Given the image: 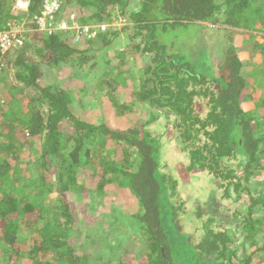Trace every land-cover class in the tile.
<instances>
[{"label":"trees","instance_id":"trees-1","mask_svg":"<svg viewBox=\"0 0 264 264\" xmlns=\"http://www.w3.org/2000/svg\"><path fill=\"white\" fill-rule=\"evenodd\" d=\"M40 1L29 0L27 12L19 17L12 0H0V30L9 18L31 19L39 12ZM71 4L90 11L87 18L79 20L82 25L109 22L106 18L117 7L126 24L120 30L104 32L97 50L110 47L121 31H128V48L121 51L129 49L143 59V80L131 94L132 105L148 102L158 114H164L175 129L174 141L187 155L186 171L205 172L221 181L223 197L236 203L232 214L239 217L233 216L235 229L221 231L210 226L214 223L211 217L202 218L194 248L213 256L219 264H251L252 253L246 243L254 248L258 231L264 227L254 216L255 208H264V194H252L249 188L253 169L264 165V74L252 75L256 81L248 86L241 75L243 65L235 40L248 36L249 55H264V43L255 41L259 33L264 38V0H63L62 6ZM188 24H199L209 31L208 36L222 35L220 50L215 48L220 53L215 65L220 79L216 70L208 77L191 59L183 58L171 38L166 42L161 39V35ZM217 25L222 31L212 27ZM231 29L239 30L236 38L229 36ZM30 39L36 42L39 60L28 55L33 49L30 44L14 51L12 59L0 56L4 65L0 83L7 87L0 90L5 101L0 109L7 104L5 116L12 120L8 128L18 123L24 136L40 139V146L34 145L40 154L34 194V189L20 188L26 179L25 169L18 165L22 150L16 153L11 144L5 150L7 158H0L1 263L19 264L23 256L27 264H176L162 205L174 195L177 183L159 169L160 143L149 128L158 114L142 122L130 103L110 104L112 88L106 100L113 109L112 122L89 119L80 104L87 89L74 92L46 83L42 64L57 69L87 63L94 67L97 61L86 53L96 40H85L84 46H79L71 32L61 31L33 32ZM7 70L13 71L10 80ZM123 74L118 70L106 82L108 87L118 82L125 85L120 78ZM258 83L260 87H256ZM252 87L261 91L253 106L247 101ZM18 95L33 98L35 104L25 109ZM197 103L203 105L204 113L198 111ZM42 106H46V114L41 112ZM118 118L126 123L124 127L117 124ZM51 176L54 183L46 189ZM93 190L105 196L114 194V199L128 193L137 205L136 211L116 219L121 234L114 257L106 254L96 238L95 219L88 214L87 200ZM70 196L79 197V206ZM26 231L29 233L24 236ZM133 234L143 237V247L134 246ZM257 251L264 252V245L256 247Z\"/></svg>","mask_w":264,"mask_h":264},{"label":"rangeland","instance_id":"rangeland-1","mask_svg":"<svg viewBox=\"0 0 264 264\" xmlns=\"http://www.w3.org/2000/svg\"><path fill=\"white\" fill-rule=\"evenodd\" d=\"M12 1V7L15 8L18 13L16 15L20 17L21 12L23 11L16 7L17 0ZM70 12L75 14L79 23V20H83V18H87L88 15H90V11H87L86 13L85 10H81L76 5L71 4L65 5L64 7L62 6L58 18L66 19ZM11 20L20 19L9 18L6 23ZM106 20L109 22L103 21L100 23L110 25L108 29L112 31L120 30V28L126 24L117 7L113 8L110 16L106 18ZM96 23H91V21L87 22L89 25ZM80 25L82 24L80 23ZM201 25L207 24L202 23ZM25 27L27 32L25 34L24 46L30 44L29 46L33 47V49L31 53L28 52V55L34 60H39L36 56V42L30 39V35L33 34L32 25L28 23ZM212 27L222 31V28L218 25ZM231 30L232 33L229 34V36H232L233 38L239 30ZM208 32L209 31H204L203 27L199 24H188L183 27L178 26L170 33L167 32L165 35H161V39L166 42L168 38H171L174 41L176 50H178L177 52L183 58L191 59L196 68H199V71L203 72L208 77L212 75L214 76L213 71L216 70L215 75L220 79V71L215 66L219 63L220 53H218L215 48H219L220 50L222 44V38L220 37L222 35L215 33L216 35L208 36ZM103 34L104 33L102 32L98 34L95 38V43L89 48L91 50L86 53L92 61H97L98 64L96 66H91V68L87 63L82 67H76L74 65L72 68H68V66L64 65L60 69H57L51 68L45 62L42 64V67L44 69V80L46 83L50 82L70 91L73 90L74 92L85 87L87 93L80 97V104H84L83 111L85 113L83 114L89 119L94 120L107 118L111 123L113 109H111V107L109 108L106 104V100L109 99L107 93L114 88V92L112 91L114 99L113 101L110 100V104L112 102V105H122L127 103L132 105L133 98L131 94H133V90L139 89L140 83L143 80L141 74L143 59H140L136 53L131 54L134 51H129V49L127 50V53L121 51L122 49L124 50L128 48V31H121L119 34V41H114L110 47L97 50L100 47L98 44ZM237 38L235 40L236 50L243 65L241 75L248 80V86H254L253 82L255 83L256 80L253 81L252 75L255 73L264 74V55L257 53L254 56H250L249 50L246 48L245 44L248 36L242 35L239 39ZM255 41L264 43L262 33L258 34ZM79 46H84V44L80 43ZM93 49L96 50L93 51ZM13 53L9 55L8 59L13 58ZM120 53L124 54H122L124 56L123 59H121ZM121 69L124 74L120 76V78H122L125 85L118 82L119 84L117 83L116 85L108 87L106 82L110 80V78H113L114 74ZM7 71L8 73L6 76L10 80L13 71ZM92 78L93 81L90 80ZM263 83L264 81H262V84ZM259 84L260 83H258L256 87H260ZM101 88L102 91H99ZM0 90L5 91L7 90V87H5L3 83H0ZM126 94L129 96H125ZM249 95L251 99L247 98V101L250 100V105L253 106L255 105V101L261 96V91L259 92L258 89L252 87L251 92L248 91V96ZM17 99H19V102L24 105L25 109H31L33 103L35 104L31 97L27 99L22 95H18ZM246 105L247 104L245 103L244 107ZM131 107L132 111H135V116H137L142 122H147L152 115L158 114L148 102L138 103ZM101 108H103L104 111H101ZM197 108L198 111L204 113L203 105L197 103ZM40 109L43 114H46V106H42ZM6 110L7 104L0 109V158L4 159V157L7 156L5 150L6 147L11 144H13V149L16 153L18 150H22L21 154H19L18 165H22V168L25 169L24 177L26 179L24 185H21L20 188L22 190L24 189L23 191L28 189L31 191L34 189L32 193L34 194L36 192L35 186L38 185V182L35 183V177L38 173L40 174V171L37 172L35 168L39 165L38 157L40 154L38 151H35L36 148L34 145L40 146V139L38 140L35 137L24 136V130L17 125L18 123L13 125L15 128H8L12 120L5 116ZM123 122L122 118L117 119V124H119L120 127L126 125V123ZM149 128L153 135L159 139L160 171L174 178L177 183L174 195L172 197L169 195L167 201L164 200L165 203L162 205L164 208L162 213L163 217H165L164 227L171 242L174 262L176 264H219L213 256L200 254L199 251L194 248V245L201 232L202 218L211 217L214 220V223L211 222L210 226L213 228L216 227L218 229V227H220L222 228L221 231H227L226 229L231 228L234 230L236 220L233 217L235 215L232 216V214L234 213L236 203L231 198L223 197L224 194L221 181L207 176L205 172L199 173L194 171L188 173L186 171L185 167L188 163L187 155L180 151L179 144L174 141L175 129H173L174 127L170 124V121L164 116V114H158L157 120L152 122L149 125ZM29 143L32 144L31 147L29 146ZM262 164H264V161ZM253 171L254 174L249 183L250 191L252 194H264V165L258 169H253ZM44 175L47 174L45 173ZM46 183L45 188L48 189L51 184L54 183L53 177L51 176L50 181L48 180ZM111 196L113 198H111ZM70 198L74 205L79 206V197L70 196ZM47 199L50 200V202H54L51 194H47ZM87 203L90 204V206L87 207L88 214L95 219L93 222V228L96 230V238H98V241H101L102 245L105 246L103 249L106 254L109 256L113 255L114 257V247L117 246L119 235L121 234L119 225H116V219L117 217H121L122 213L136 211L137 205L135 200L128 193H126V195L118 194L114 199V194H107V196H105V194L101 195L93 190ZM79 210L80 209L78 208L77 211ZM254 210L256 211H254L256 219L264 223V208H255ZM198 214H200V217L197 216ZM27 233L29 232H22L24 236H27ZM134 236V246L137 247V245H139L143 247V237L140 234H133L131 238ZM73 243L77 244L76 239L73 240ZM263 245L264 227L258 231L254 248H250L249 243H246V248L249 249L248 253H252L251 264H264V252H255L256 247L261 248ZM77 247H79V244H77ZM1 261L2 260L0 259V264H4L1 263ZM18 263L27 264L26 259L23 258V256L20 257V262Z\"/></svg>","mask_w":264,"mask_h":264},{"label":"built area","instance_id":"built-area-1","mask_svg":"<svg viewBox=\"0 0 264 264\" xmlns=\"http://www.w3.org/2000/svg\"><path fill=\"white\" fill-rule=\"evenodd\" d=\"M29 0H17L16 7L24 13L27 12ZM63 0H41L40 9L37 14L28 19L23 17L20 20H11L0 30V56L9 57L14 51L24 46L26 24L32 25V31L40 34H54L58 31L71 32L74 41L83 43L85 40L95 39L101 32L108 30L109 26L105 23H96L92 25H80L73 12L68 14L66 19H59ZM3 64L0 63V77L3 70ZM5 101L0 94V106Z\"/></svg>","mask_w":264,"mask_h":264},{"label":"crops","instance_id":"crops-1","mask_svg":"<svg viewBox=\"0 0 264 264\" xmlns=\"http://www.w3.org/2000/svg\"><path fill=\"white\" fill-rule=\"evenodd\" d=\"M260 43V42H259ZM262 43V42H261ZM241 45H242V43H241Z\"/></svg>","mask_w":264,"mask_h":264}]
</instances>
